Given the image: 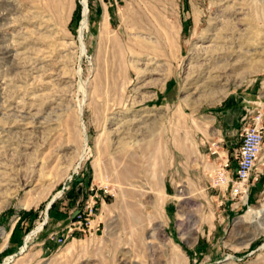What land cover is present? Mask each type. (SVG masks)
Masks as SVG:
<instances>
[{
  "label": "rangeland",
  "instance_id": "1",
  "mask_svg": "<svg viewBox=\"0 0 264 264\" xmlns=\"http://www.w3.org/2000/svg\"><path fill=\"white\" fill-rule=\"evenodd\" d=\"M81 2L0 0V264H264L261 164L213 185L225 100L264 111V0H86L80 32Z\"/></svg>",
  "mask_w": 264,
  "mask_h": 264
},
{
  "label": "built area",
  "instance_id": "2",
  "mask_svg": "<svg viewBox=\"0 0 264 264\" xmlns=\"http://www.w3.org/2000/svg\"><path fill=\"white\" fill-rule=\"evenodd\" d=\"M117 2L118 0H113ZM255 107L244 106L243 113L239 118V146L234 152L225 155L217 169V175L214 178V186H226L230 183L234 194L247 188V182L254 173L258 176L257 165L264 164V111L259 109L260 104L255 102ZM217 143H213V145ZM213 150L211 153H214ZM232 161L236 166L234 172L231 171ZM233 178H231V174ZM246 186V187H244ZM249 254H245L250 255ZM239 259V258H238Z\"/></svg>",
  "mask_w": 264,
  "mask_h": 264
},
{
  "label": "crops",
  "instance_id": "3",
  "mask_svg": "<svg viewBox=\"0 0 264 264\" xmlns=\"http://www.w3.org/2000/svg\"><path fill=\"white\" fill-rule=\"evenodd\" d=\"M245 99L246 97H244V95L236 94L229 96L223 104L224 110L218 117H216V119H218V124L215 122L214 119V125H216V127L214 128V133L216 135H219L220 139L225 142L226 145L230 144V142L227 140L229 138L228 134L233 135V133L235 132L236 135H238L239 133V118L243 113L242 109L246 101ZM231 166V171L233 172L236 166L234 161H232ZM261 174V180L262 183H264V164L261 166ZM257 194L258 191H256L255 194L253 193V196H256Z\"/></svg>",
  "mask_w": 264,
  "mask_h": 264
},
{
  "label": "bare ground",
  "instance_id": "4",
  "mask_svg": "<svg viewBox=\"0 0 264 264\" xmlns=\"http://www.w3.org/2000/svg\"><path fill=\"white\" fill-rule=\"evenodd\" d=\"M82 4H83V19H82V21H81V26H80V32H82L86 27H87V2H86V0H82ZM105 25H106V23L104 22V25H102V31H103V28H105ZM79 35H81V34H79ZM80 38H82V37H80ZM80 50H81V53H86V47H85V45H84V42H83V40H80ZM252 53H250V55H251ZM245 58H246V60H249V59H252V57L251 56H249V54L247 53L245 56H244ZM210 67V66H209ZM220 68V67H219ZM223 68V67H222ZM201 69V68H200ZM215 69V68H214ZM209 72H211V71H209ZM210 74V73H209ZM207 77V76H206ZM210 76L207 78V80L208 81H204V82H202V84H200V87L202 88L203 86H209V84H211L212 82H211V80H210ZM198 86V85H197ZM217 95H219L217 98H219V97H221V95H222V93H223V89L221 90V89H217ZM250 212V217H251V221L252 222H254V221H256L258 218H260L262 215H263V213H264V204H262V206H260L259 208H250V210H249ZM41 226H42V222L41 223H39L38 225H37V227L36 228H34L30 233H28L27 234V236H26V238H25V243L23 244V245H21V247H20V250H23L22 252H24L25 251V249H26V247H27V244H28V241L31 239V236H33V234H35L37 231H39L40 230V228H41ZM20 252V251H19ZM14 256H9V257H7L6 259H5V263L4 264H7L8 262H10L11 261V259L13 258Z\"/></svg>",
  "mask_w": 264,
  "mask_h": 264
},
{
  "label": "water",
  "instance_id": "5",
  "mask_svg": "<svg viewBox=\"0 0 264 264\" xmlns=\"http://www.w3.org/2000/svg\"><path fill=\"white\" fill-rule=\"evenodd\" d=\"M82 3V2H81ZM82 6H83V4H82ZM82 14H83V9H82ZM55 200V197H53L50 201H49V203H48V205L46 206V211L50 208V206H51V204L53 203V201ZM45 223V221H43V224ZM23 250H20V252L19 253H21Z\"/></svg>",
  "mask_w": 264,
  "mask_h": 264
}]
</instances>
